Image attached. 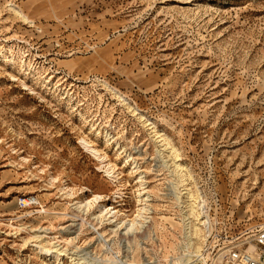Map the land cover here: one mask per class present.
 I'll use <instances>...</instances> for the list:
<instances>
[{"label":"rangeland","instance_id":"rangeland-1","mask_svg":"<svg viewBox=\"0 0 264 264\" xmlns=\"http://www.w3.org/2000/svg\"><path fill=\"white\" fill-rule=\"evenodd\" d=\"M184 187L264 224V0H0V264H175Z\"/></svg>","mask_w":264,"mask_h":264},{"label":"bare ground","instance_id":"bare-ground-1","mask_svg":"<svg viewBox=\"0 0 264 264\" xmlns=\"http://www.w3.org/2000/svg\"><path fill=\"white\" fill-rule=\"evenodd\" d=\"M13 12H16L19 15V17L22 18L23 20H27V18L20 11L17 12V10H14ZM159 141H162L161 145H163V146L164 145L167 146V144H168V142H166L165 138H161ZM80 143L90 154H92L95 158L99 159V161L102 162L103 157H101L99 151L97 149H95L89 142H87L84 139H81ZM164 148L170 150V152H172V153L175 152L174 148H172V147H169V148L164 147ZM175 156H176V154H175ZM173 165L178 167V168H180L182 166L179 163H174ZM104 170H105V173L107 176H110V177L112 176L113 169H112L111 165H107V167ZM180 177L182 178L183 175ZM140 182H141V180H140ZM183 189H184L183 191L177 190L174 195H175V199L181 204L179 207H180V213H181V221H182V224L184 226V232H185L184 241H183L182 245L180 246V250H183V252H185L187 254V256L183 260L180 257L176 258L174 261L175 264H182L183 261L189 262L190 254L195 253L199 250V248H200L199 238L201 237L200 219L203 217L202 215L204 213V211H203V207H204L203 206V199L197 193L192 194L190 188L184 187ZM70 194H68V195H70ZM143 194L144 193H140L139 195L143 196ZM143 198L138 199L139 201H138L137 205H139V207L136 208L137 209L136 214L134 215L133 218H122V219H120L119 226L121 229L125 228L126 231H129L131 229H135L136 226H138V225L142 226L143 222L146 221L145 219L148 216H146L145 214L148 213L149 207H147V205H146L147 197L143 196ZM101 199H102V195L95 193L89 199L85 200L84 202H79V205L81 207L85 208L86 210L90 209V208L98 207L97 218L98 217L99 218L104 217V218H106V220H108V222L110 224H112V223L114 224L116 222L118 216H119L118 211L114 210V208L111 207L110 205L100 204ZM162 229H163V226H162ZM33 237L37 239V238L41 237V235L38 233V234H35ZM41 249L45 250L47 253L49 251V249L44 244L41 245ZM189 249L192 251L187 252ZM172 251H173V249H172ZM52 253H54V251L50 252V255ZM58 255L60 256V255H62V253L59 251L58 254H56V253L53 254V256H55V258H57ZM184 264H187V263H184Z\"/></svg>","mask_w":264,"mask_h":264},{"label":"built area","instance_id":"built-area-1","mask_svg":"<svg viewBox=\"0 0 264 264\" xmlns=\"http://www.w3.org/2000/svg\"><path fill=\"white\" fill-rule=\"evenodd\" d=\"M200 219L201 245L182 264H264V224L251 231L229 234L226 227L217 228L203 208ZM192 251L188 250L187 252ZM187 254L180 250V258Z\"/></svg>","mask_w":264,"mask_h":264}]
</instances>
